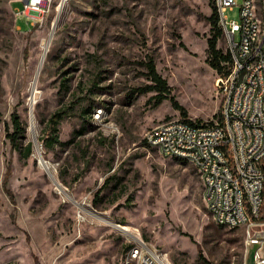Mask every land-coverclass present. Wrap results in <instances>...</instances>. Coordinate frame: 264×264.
I'll return each mask as SVG.
<instances>
[{"label": "rangeland", "instance_id": "rangeland-1", "mask_svg": "<svg viewBox=\"0 0 264 264\" xmlns=\"http://www.w3.org/2000/svg\"><path fill=\"white\" fill-rule=\"evenodd\" d=\"M243 1L227 10L230 23L241 24ZM24 2L0 0V264H132L137 238L172 264H264L247 227L216 224L197 167L145 140L166 121L221 116L213 0H47L36 25L17 15ZM218 48L229 53L223 31ZM150 60L167 98L151 89ZM67 108L62 144L46 147L47 121ZM15 110L21 150L8 137Z\"/></svg>", "mask_w": 264, "mask_h": 264}, {"label": "built area", "instance_id": "built-area-1", "mask_svg": "<svg viewBox=\"0 0 264 264\" xmlns=\"http://www.w3.org/2000/svg\"><path fill=\"white\" fill-rule=\"evenodd\" d=\"M46 1L25 0L17 15L32 25L40 24ZM213 2L233 61L230 73L216 80L223 97L221 116L213 124L166 121L148 131L145 140L149 146L150 141H160L156 149L164 157L169 149L196 153L205 201L216 224L247 227L250 244L264 248V240L251 234L264 232V0L243 1L241 24L230 23L226 16L228 9L237 6L236 0ZM151 247L137 238L130 247L132 264H172L165 252L164 261H153ZM137 250H144L143 259L134 258Z\"/></svg>", "mask_w": 264, "mask_h": 264}, {"label": "trees", "instance_id": "trees-1", "mask_svg": "<svg viewBox=\"0 0 264 264\" xmlns=\"http://www.w3.org/2000/svg\"><path fill=\"white\" fill-rule=\"evenodd\" d=\"M215 22L214 28L217 29V33L213 38L209 40V64L210 66L216 70L219 75L227 76L230 73L231 69L227 70V67L223 65V62L230 64L232 66V56L229 53L223 54V52L218 48V39L222 34V29L218 28L219 16L217 9L214 10ZM149 70V78L153 85L151 89H154L160 93V95L164 98H167V94H170L171 88L168 86L167 81L158 73L155 62L150 60L148 63ZM173 107L180 111L184 117H187V110L173 97L171 99ZM71 108L60 109L51 115L46 124V129L44 130V144L48 148H54L58 144H62L59 136V126L62 121L68 116ZM212 124V123H211ZM12 147L14 149L21 150V142L26 137V129L22 122V119L17 110H15L12 114V129L8 135ZM24 148V158H29L33 152V144L30 142ZM262 221H264V206L262 209ZM200 256L206 261L203 254Z\"/></svg>", "mask_w": 264, "mask_h": 264}, {"label": "bare ground", "instance_id": "bare-ground-1", "mask_svg": "<svg viewBox=\"0 0 264 264\" xmlns=\"http://www.w3.org/2000/svg\"><path fill=\"white\" fill-rule=\"evenodd\" d=\"M51 38H52V35H51V37H49V39H47V42L43 43V45H45V43H46V45L43 47L44 50H43V55H42V61H45V59L47 57L48 49H49V46H50V43H51ZM42 64H43V62H42ZM42 64H41V66H42ZM36 77H37V75H36ZM150 146L153 147V148H160V141H150ZM165 157L185 160V161L193 163L197 167V165H196V163H197V154L196 153L185 152L184 149H169V152L165 153ZM199 172H200L201 177L203 179V170H199ZM123 228H124V230H129L128 227H123ZM138 241H139V238H138ZM150 257H151V259L153 261H164V259L162 257V254L159 253L158 250L155 247H153V246L151 247V250H150Z\"/></svg>", "mask_w": 264, "mask_h": 264}, {"label": "water", "instance_id": "water-1", "mask_svg": "<svg viewBox=\"0 0 264 264\" xmlns=\"http://www.w3.org/2000/svg\"><path fill=\"white\" fill-rule=\"evenodd\" d=\"M27 1L28 0H26V2ZM34 143H35V141H34ZM36 146H37V144H36ZM39 156H40V163H42L47 169H49V167H48L46 161L44 160V158L42 157L40 151H39ZM251 234L257 239L264 240V232H257V233L252 232Z\"/></svg>", "mask_w": 264, "mask_h": 264}]
</instances>
